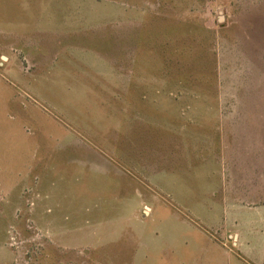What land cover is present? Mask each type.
I'll return each instance as SVG.
<instances>
[{"label": "rangeland", "instance_id": "obj_1", "mask_svg": "<svg viewBox=\"0 0 264 264\" xmlns=\"http://www.w3.org/2000/svg\"><path fill=\"white\" fill-rule=\"evenodd\" d=\"M258 217L264 0H0V264H264Z\"/></svg>", "mask_w": 264, "mask_h": 264}, {"label": "crops", "instance_id": "obj_2", "mask_svg": "<svg viewBox=\"0 0 264 264\" xmlns=\"http://www.w3.org/2000/svg\"><path fill=\"white\" fill-rule=\"evenodd\" d=\"M252 224L255 225L254 228H253L254 235L256 236L258 234L257 236H259V238L261 236H264L263 233L260 232L264 228V219L263 218L261 219V217H258L256 219V221L252 222ZM234 232H235L234 235H232L233 232H231V233H228L229 234L228 236L230 238L231 237H235V239H237V242H236L235 245H236V247L238 246V249L240 250L239 251L240 254L243 257H246V254L248 255V253H249V251L251 249L250 246H249V243L246 241V239H247L246 238V234L247 233L244 232L243 234H241L240 232H238L236 230Z\"/></svg>", "mask_w": 264, "mask_h": 264}]
</instances>
